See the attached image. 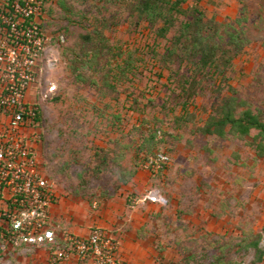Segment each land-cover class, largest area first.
<instances>
[{
	"label": "rangeland",
	"instance_id": "374dc122",
	"mask_svg": "<svg viewBox=\"0 0 264 264\" xmlns=\"http://www.w3.org/2000/svg\"><path fill=\"white\" fill-rule=\"evenodd\" d=\"M199 5L207 19L235 23L247 45L221 66L224 75L200 76L195 117L185 121L178 67L162 63L174 30L158 38L119 2L46 0L40 21L49 40L28 94L41 116L42 164L66 197L91 211L103 192L132 186L127 204L135 209L148 203L135 198L157 191L160 211L146 226L150 264H264L253 246L261 235L264 251V137L256 141L257 129L245 139L199 131L228 95L242 104L238 115L251 110L264 123V0ZM159 151L171 155L169 167L145 171L142 160ZM139 172L151 175L141 185ZM29 252L0 245V264H40Z\"/></svg>",
	"mask_w": 264,
	"mask_h": 264
},
{
	"label": "built area",
	"instance_id": "2783aa9c",
	"mask_svg": "<svg viewBox=\"0 0 264 264\" xmlns=\"http://www.w3.org/2000/svg\"><path fill=\"white\" fill-rule=\"evenodd\" d=\"M45 4L0 0V245L46 250L45 264H127L105 229L94 226L89 236L79 237L60 231L52 218L60 194L42 164L38 107L28 101L49 40L40 21ZM170 164V156L158 153L143 169L155 174ZM159 201L152 190L132 203Z\"/></svg>",
	"mask_w": 264,
	"mask_h": 264
},
{
	"label": "trees",
	"instance_id": "16d2710c",
	"mask_svg": "<svg viewBox=\"0 0 264 264\" xmlns=\"http://www.w3.org/2000/svg\"><path fill=\"white\" fill-rule=\"evenodd\" d=\"M102 1L119 2L128 10L130 17L136 18L137 22L147 23L148 27L152 29L156 28L158 38L166 39L172 30L175 31L169 46L165 48L162 63L166 68H171L170 65L178 67L174 74L176 79L178 77L177 89L186 99L182 105L183 113H187L185 121L193 120L195 117V113L193 114L190 108L191 100L199 94L201 89L202 80L200 76H214L219 75L220 72L224 75L221 66L229 67L233 60L241 56L246 50L247 40L243 36L244 33L241 28L236 27L235 23H219L214 19H207L205 12L199 5V0H191L192 2L190 0ZM189 2L192 4L190 3L185 7ZM185 64L192 66V75L187 76L179 73ZM240 105L242 104L238 102L236 97L226 96L216 109V113L208 117L205 125L199 128V131L206 136L226 138L228 135H233L245 139L251 135L252 130L257 129L260 130V134L256 136V141L257 139L260 140L264 137V123L251 110H245L238 115ZM35 122L41 123L39 109ZM160 132L155 131L154 136L157 137ZM150 153L153 154V152ZM158 153H165L171 157L169 153L160 151L153 155ZM147 157L142 160V163L149 159ZM126 182L124 179L123 183ZM261 238L262 236L258 235L253 242L257 251L256 260L258 262H264V251L259 247Z\"/></svg>",
	"mask_w": 264,
	"mask_h": 264
},
{
	"label": "crops",
	"instance_id": "0c3cea01",
	"mask_svg": "<svg viewBox=\"0 0 264 264\" xmlns=\"http://www.w3.org/2000/svg\"><path fill=\"white\" fill-rule=\"evenodd\" d=\"M149 174L138 173L136 181L139 185L148 180L151 176ZM131 187L120 189L118 192H103L102 202L92 211L88 210L85 203L75 202L66 197L57 187L60 200L52 208V218L60 231H69L79 237L89 236L91 229L99 226L118 241L121 256L127 264H150L152 261L149 257L154 250L149 243L151 234L146 230V226L151 216L160 211V208L151 202L135 209L131 206L129 208L127 194ZM29 253H35L31 256L36 257L40 264L48 261L46 250L40 249Z\"/></svg>",
	"mask_w": 264,
	"mask_h": 264
}]
</instances>
